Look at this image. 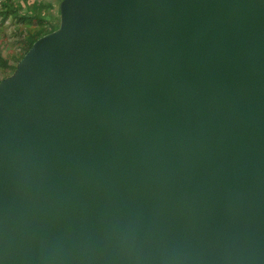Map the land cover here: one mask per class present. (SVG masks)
I'll list each match as a JSON object with an SVG mask.
<instances>
[{
    "label": "water",
    "instance_id": "95a60500",
    "mask_svg": "<svg viewBox=\"0 0 264 264\" xmlns=\"http://www.w3.org/2000/svg\"><path fill=\"white\" fill-rule=\"evenodd\" d=\"M0 264H264V0H61L0 80Z\"/></svg>",
    "mask_w": 264,
    "mask_h": 264
},
{
    "label": "trees",
    "instance_id": "16d2710c",
    "mask_svg": "<svg viewBox=\"0 0 264 264\" xmlns=\"http://www.w3.org/2000/svg\"><path fill=\"white\" fill-rule=\"evenodd\" d=\"M49 7V3L38 5L37 1L35 2L34 0L0 1L1 23L10 19L25 26L21 33V41L18 42L22 52L7 54L5 57L0 52V70L7 69L8 71V74L2 76V78L13 73L19 60L37 39L58 28L59 22L55 26H51V23L44 19L43 9H48ZM26 25H29V27Z\"/></svg>",
    "mask_w": 264,
    "mask_h": 264
},
{
    "label": "rangeland",
    "instance_id": "374dc122",
    "mask_svg": "<svg viewBox=\"0 0 264 264\" xmlns=\"http://www.w3.org/2000/svg\"><path fill=\"white\" fill-rule=\"evenodd\" d=\"M1 1V0H0ZM38 5L49 3L48 9H43L45 20L55 26L59 22V3L61 0H34ZM29 27V25H26ZM25 29L24 24L7 19L0 21V52L5 57L7 54L18 53L21 51L18 42L21 41V33ZM22 52V51H21ZM7 69L0 70V80L2 76L7 75Z\"/></svg>",
    "mask_w": 264,
    "mask_h": 264
}]
</instances>
